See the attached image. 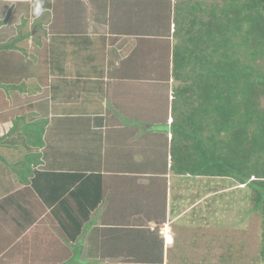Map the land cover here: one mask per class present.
<instances>
[{
  "label": "crops",
  "instance_id": "1",
  "mask_svg": "<svg viewBox=\"0 0 264 264\" xmlns=\"http://www.w3.org/2000/svg\"><path fill=\"white\" fill-rule=\"evenodd\" d=\"M176 4L0 0V264L177 260L173 205L191 199L185 179L195 177L171 170L170 130L155 127L166 112L171 122ZM140 112L142 130L129 124ZM41 121L43 144L32 145L27 124ZM99 188L72 241L58 216L89 206ZM61 199L67 208L52 214Z\"/></svg>",
  "mask_w": 264,
  "mask_h": 264
},
{
  "label": "trees",
  "instance_id": "2",
  "mask_svg": "<svg viewBox=\"0 0 264 264\" xmlns=\"http://www.w3.org/2000/svg\"><path fill=\"white\" fill-rule=\"evenodd\" d=\"M174 21L171 122L166 112L158 123L170 130L171 170L250 189L264 262V0H177ZM27 128V141L42 146V121ZM100 198L99 188L89 206L58 216L69 239L82 236Z\"/></svg>",
  "mask_w": 264,
  "mask_h": 264
},
{
  "label": "rangeland",
  "instance_id": "3",
  "mask_svg": "<svg viewBox=\"0 0 264 264\" xmlns=\"http://www.w3.org/2000/svg\"><path fill=\"white\" fill-rule=\"evenodd\" d=\"M69 48L71 52L72 46ZM58 55L64 62L69 59L71 63L83 57V53L82 57L77 53L63 56L59 52ZM143 62L145 63V59ZM165 77L168 81L169 76ZM106 89L110 96L114 90L113 85L110 84ZM147 89L150 90V87ZM145 95L150 98L147 90ZM159 106L161 113L167 111V96L162 98ZM140 113L137 117H129V124L142 130L145 122L141 120V116L144 113ZM158 118L161 119V115L156 116L157 120ZM143 132L141 131L142 134ZM140 140L141 138L138 139ZM155 146L158 147V144ZM145 149L150 150L149 145H145ZM187 186L189 188L186 189V196L191 199L178 201L173 205L177 218L175 220L172 215V220L178 225L177 231L181 240L176 245L180 249L176 261L172 256L175 252L170 251L171 263L264 264L259 256L262 216L253 209L250 189L229 178L195 177L185 179V187Z\"/></svg>",
  "mask_w": 264,
  "mask_h": 264
},
{
  "label": "clouds",
  "instance_id": "4",
  "mask_svg": "<svg viewBox=\"0 0 264 264\" xmlns=\"http://www.w3.org/2000/svg\"><path fill=\"white\" fill-rule=\"evenodd\" d=\"M164 226H166L167 228H164ZM162 230L164 231L163 234H165L166 237H167V234H168V231H169L168 225H167V224H164V225L162 226ZM165 235H164V236H165ZM166 237H165V238H166Z\"/></svg>",
  "mask_w": 264,
  "mask_h": 264
},
{
  "label": "built area",
  "instance_id": "5",
  "mask_svg": "<svg viewBox=\"0 0 264 264\" xmlns=\"http://www.w3.org/2000/svg\"><path fill=\"white\" fill-rule=\"evenodd\" d=\"M164 228H167L166 226H164Z\"/></svg>",
  "mask_w": 264,
  "mask_h": 264
}]
</instances>
